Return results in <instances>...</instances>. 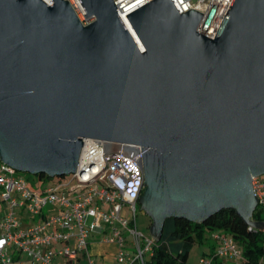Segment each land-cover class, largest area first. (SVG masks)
<instances>
[{"label": "water", "instance_id": "95a60500", "mask_svg": "<svg viewBox=\"0 0 264 264\" xmlns=\"http://www.w3.org/2000/svg\"><path fill=\"white\" fill-rule=\"evenodd\" d=\"M0 0V161L49 178L75 171L83 139L140 145L141 209L166 219L232 208L250 226L264 174V0H232L215 36L202 13L150 0Z\"/></svg>", "mask_w": 264, "mask_h": 264}, {"label": "built area", "instance_id": "2783aa9c", "mask_svg": "<svg viewBox=\"0 0 264 264\" xmlns=\"http://www.w3.org/2000/svg\"><path fill=\"white\" fill-rule=\"evenodd\" d=\"M52 4V0H43ZM83 24L79 0H67ZM150 0H114L128 13ZM179 13H202L197 31L213 38L232 0H171ZM140 145L83 139L75 171L32 184L0 161V264H95L91 245H114L101 264H147L155 238L138 231L136 206L144 189ZM264 213V174L251 178ZM251 228V227H250ZM264 230V228H263ZM212 251L199 264H245L242 245L224 229L212 230ZM60 258L63 260L60 262ZM257 264H264L260 258Z\"/></svg>", "mask_w": 264, "mask_h": 264}, {"label": "trees", "instance_id": "16d2710c", "mask_svg": "<svg viewBox=\"0 0 264 264\" xmlns=\"http://www.w3.org/2000/svg\"><path fill=\"white\" fill-rule=\"evenodd\" d=\"M38 177L51 181V178L44 174ZM251 220L264 222L262 212L258 208L254 210ZM217 229L228 231L242 245L245 264H257L260 258H264L263 228L248 225L232 208H222L201 222H192L183 217L166 219L147 264H187L192 246L203 241L205 232L210 233Z\"/></svg>", "mask_w": 264, "mask_h": 264}, {"label": "rangeland", "instance_id": "374dc122", "mask_svg": "<svg viewBox=\"0 0 264 264\" xmlns=\"http://www.w3.org/2000/svg\"><path fill=\"white\" fill-rule=\"evenodd\" d=\"M19 174L24 176L29 183L32 184V189H34L39 181L38 177L36 175L27 173V172H21L18 171ZM56 177L51 178L50 180H54ZM136 226L138 231L142 232L146 236H150V230H149V220L150 218L146 215V213L141 209L140 204L138 203L136 206ZM262 218L264 219V213H262ZM214 245V242L212 241L210 237L209 232H205L204 239L200 243H195L192 248L189 251L188 259H187V264H199L200 258L206 254L212 251V247ZM113 253H108L105 255V260L110 261L111 256ZM60 262L63 260L60 258ZM95 264H101L102 263V258L100 257H94ZM82 264H87V259L85 257H82Z\"/></svg>", "mask_w": 264, "mask_h": 264}, {"label": "crops", "instance_id": "0c3cea01", "mask_svg": "<svg viewBox=\"0 0 264 264\" xmlns=\"http://www.w3.org/2000/svg\"><path fill=\"white\" fill-rule=\"evenodd\" d=\"M115 250L114 245H107V244H98L94 243L91 245V251L94 254V257H104L108 253H112Z\"/></svg>", "mask_w": 264, "mask_h": 264}, {"label": "bare ground", "instance_id": "6f19581e", "mask_svg": "<svg viewBox=\"0 0 264 264\" xmlns=\"http://www.w3.org/2000/svg\"><path fill=\"white\" fill-rule=\"evenodd\" d=\"M121 17L124 19L126 16H124V14H121Z\"/></svg>", "mask_w": 264, "mask_h": 264}]
</instances>
